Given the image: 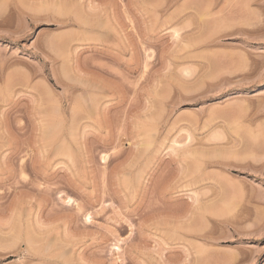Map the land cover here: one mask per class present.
<instances>
[{
  "label": "rangeland",
  "instance_id": "1",
  "mask_svg": "<svg viewBox=\"0 0 264 264\" xmlns=\"http://www.w3.org/2000/svg\"><path fill=\"white\" fill-rule=\"evenodd\" d=\"M0 264H264V0H0Z\"/></svg>",
  "mask_w": 264,
  "mask_h": 264
},
{
  "label": "bare ground",
  "instance_id": "2",
  "mask_svg": "<svg viewBox=\"0 0 264 264\" xmlns=\"http://www.w3.org/2000/svg\"><path fill=\"white\" fill-rule=\"evenodd\" d=\"M53 128V127H52ZM119 250V249H118Z\"/></svg>",
  "mask_w": 264,
  "mask_h": 264
}]
</instances>
